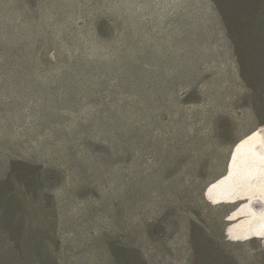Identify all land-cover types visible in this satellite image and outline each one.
Here are the masks:
<instances>
[{
    "label": "rangeland",
    "instance_id": "rangeland-1",
    "mask_svg": "<svg viewBox=\"0 0 264 264\" xmlns=\"http://www.w3.org/2000/svg\"><path fill=\"white\" fill-rule=\"evenodd\" d=\"M261 136L264 0H0V264H264Z\"/></svg>",
    "mask_w": 264,
    "mask_h": 264
},
{
    "label": "trees",
    "instance_id": "trees-1",
    "mask_svg": "<svg viewBox=\"0 0 264 264\" xmlns=\"http://www.w3.org/2000/svg\"><path fill=\"white\" fill-rule=\"evenodd\" d=\"M23 7V6H22ZM91 28H92V33H93V35H94V38L95 39H98L97 40V42H100V37H99V33H98V28H97V26L96 25H92V26H90ZM81 37V36H80ZM101 43V42H100ZM83 47L84 46H82V45H80V46H76V49H80V51H82L83 50ZM74 63H77L76 64V66H78L77 67V69H81V68H85V69H87V68H92V65H90V66H87V65H85L84 64V62H80L79 60H78V58H77V61H75ZM261 140H262V143H264L263 142V137L261 136ZM232 207V206H231ZM232 208H235L234 206L232 207ZM232 208L230 209V211H229V214H230V212L232 211ZM229 216V215H228ZM227 217V216H226ZM226 227H227V225H226ZM225 236H226V239H228V237H227V235H226V230H225ZM229 240V239H228ZM129 249V250H128ZM127 250L128 251H132V252H135V253H137V254H139V258L141 259V261L143 262V264H149L146 260H145V258L140 254V250L138 249V248H127ZM118 264H123V261L121 260V258H118Z\"/></svg>",
    "mask_w": 264,
    "mask_h": 264
},
{
    "label": "crops",
    "instance_id": "crops-1",
    "mask_svg": "<svg viewBox=\"0 0 264 264\" xmlns=\"http://www.w3.org/2000/svg\"><path fill=\"white\" fill-rule=\"evenodd\" d=\"M254 224H252V223H249V225H247V226H241V230L242 231H244V230H246V228L249 226V228H248V230H250V231H253V229H254V226H253ZM253 228V229H252ZM258 228H260V227H258ZM255 230H256V228H255Z\"/></svg>",
    "mask_w": 264,
    "mask_h": 264
}]
</instances>
